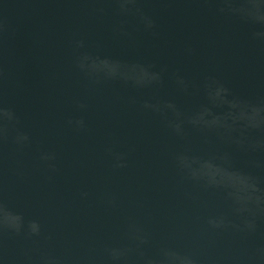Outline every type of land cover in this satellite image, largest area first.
Masks as SVG:
<instances>
[{
    "label": "water",
    "instance_id": "water-1",
    "mask_svg": "<svg viewBox=\"0 0 264 264\" xmlns=\"http://www.w3.org/2000/svg\"><path fill=\"white\" fill-rule=\"evenodd\" d=\"M0 264H264V0H0Z\"/></svg>",
    "mask_w": 264,
    "mask_h": 264
}]
</instances>
